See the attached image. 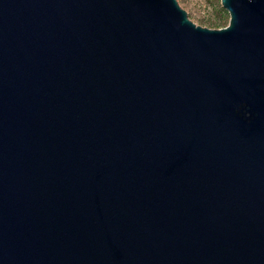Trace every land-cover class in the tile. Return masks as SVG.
I'll return each instance as SVG.
<instances>
[{
  "label": "water",
  "instance_id": "water-1",
  "mask_svg": "<svg viewBox=\"0 0 264 264\" xmlns=\"http://www.w3.org/2000/svg\"><path fill=\"white\" fill-rule=\"evenodd\" d=\"M0 0V264H264V0Z\"/></svg>",
  "mask_w": 264,
  "mask_h": 264
},
{
  "label": "rangeland",
  "instance_id": "rangeland-1",
  "mask_svg": "<svg viewBox=\"0 0 264 264\" xmlns=\"http://www.w3.org/2000/svg\"><path fill=\"white\" fill-rule=\"evenodd\" d=\"M197 26L220 30L230 23V14L223 8L222 0H177Z\"/></svg>",
  "mask_w": 264,
  "mask_h": 264
}]
</instances>
